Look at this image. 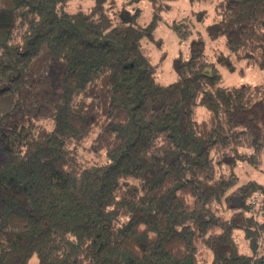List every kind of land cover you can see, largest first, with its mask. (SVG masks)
Returning <instances> with one entry per match:
<instances>
[{"label": "trees", "instance_id": "trees-1", "mask_svg": "<svg viewBox=\"0 0 264 264\" xmlns=\"http://www.w3.org/2000/svg\"><path fill=\"white\" fill-rule=\"evenodd\" d=\"M74 1L0 0V264H264V183L236 173L263 166L264 0H219L208 28L219 65L261 69L238 86L207 71L202 36L159 82L144 42L174 0H144L146 24ZM52 68L48 125L36 84Z\"/></svg>", "mask_w": 264, "mask_h": 264}, {"label": "rangeland", "instance_id": "rangeland-1", "mask_svg": "<svg viewBox=\"0 0 264 264\" xmlns=\"http://www.w3.org/2000/svg\"><path fill=\"white\" fill-rule=\"evenodd\" d=\"M219 0H201L191 2L189 0H174L169 3L167 8L160 11V20L154 31L155 41L144 42L146 51L150 54L153 63L158 64V80L162 84H168L175 80V72L172 62L175 57L182 54L187 57L189 47L193 39L202 36L205 41V54L209 66L207 71L217 72L220 75V84L225 86L251 84L258 85L263 81V73L258 66L246 67L241 61L234 60V70H228L226 67L217 63V56L220 54H228V49L224 38L211 39L209 37L208 28L218 19L216 5ZM93 0H76L71 5L72 9H87ZM114 9H122L126 7L130 13L139 10V23L146 24L152 20L153 8L147 1L131 5L129 0H115ZM110 6V4L108 5ZM184 22L191 30V34L181 39L172 26ZM60 68H52L49 73L41 79H37V91L40 94L41 105H39V115L44 123L49 124L48 114L50 103L58 98L60 90L58 87V79ZM208 112L205 108H197L196 116L199 120L205 118ZM46 124V125H47ZM82 155L95 161V158L87 149H82ZM236 173L244 182L249 179H255L264 183V154L263 166L260 170H253L246 163H241L236 168ZM264 219V215L260 216ZM201 259H208L209 256L200 248Z\"/></svg>", "mask_w": 264, "mask_h": 264}]
</instances>
